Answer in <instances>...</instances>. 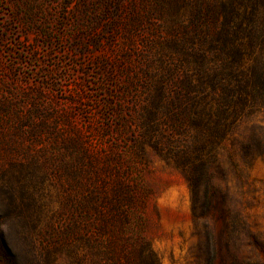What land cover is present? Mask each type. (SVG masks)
<instances>
[{
	"label": "rangeland",
	"instance_id": "1",
	"mask_svg": "<svg viewBox=\"0 0 264 264\" xmlns=\"http://www.w3.org/2000/svg\"><path fill=\"white\" fill-rule=\"evenodd\" d=\"M198 4L0 0V202L19 213L1 241L15 264H108L141 250L154 264H264V110L234 132L255 134L258 152L231 137L219 149L226 224L193 215L210 186L196 193L184 171L215 97L183 62ZM212 150L207 141L206 162ZM220 228L235 247L228 235L217 244Z\"/></svg>",
	"mask_w": 264,
	"mask_h": 264
},
{
	"label": "trees",
	"instance_id": "2",
	"mask_svg": "<svg viewBox=\"0 0 264 264\" xmlns=\"http://www.w3.org/2000/svg\"><path fill=\"white\" fill-rule=\"evenodd\" d=\"M198 1V17L190 29L194 33L189 34V27L185 26L182 38L183 62L187 68L195 67L200 83L211 85L215 97L211 112L204 106L200 113L199 125L208 137L198 141L201 153L195 155L196 161L191 159L192 146L184 150L186 157L192 160L191 175L186 171L184 175L192 190L196 188V193L198 182L203 180L207 187L210 186L206 191L208 202L204 205L207 210L202 213L194 211V217H210L218 224H226V213L222 209L218 189L214 186L222 169L219 149L224 146L227 137L240 144L246 157H252L254 152L261 149L260 140L255 134L235 136L234 132L239 121L264 110V0ZM207 141L213 149L209 162H206L203 153ZM94 211L96 214L100 212L97 206ZM18 215L17 207L13 204L12 208H6L0 202V264H15L14 253L1 239L5 236L2 225L13 224V217ZM234 232L227 230L229 240L233 241L232 245L229 244L232 247H235ZM224 233L221 228L218 230L217 244L226 238ZM143 252L141 250L108 264H154V260Z\"/></svg>",
	"mask_w": 264,
	"mask_h": 264
}]
</instances>
